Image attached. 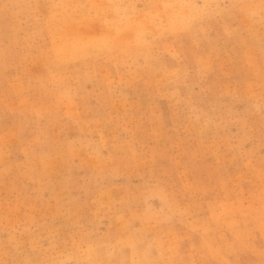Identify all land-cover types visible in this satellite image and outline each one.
Returning <instances> with one entry per match:
<instances>
[{
  "label": "rangeland",
  "instance_id": "obj_1",
  "mask_svg": "<svg viewBox=\"0 0 264 264\" xmlns=\"http://www.w3.org/2000/svg\"><path fill=\"white\" fill-rule=\"evenodd\" d=\"M0 264H264V0H0Z\"/></svg>",
  "mask_w": 264,
  "mask_h": 264
}]
</instances>
